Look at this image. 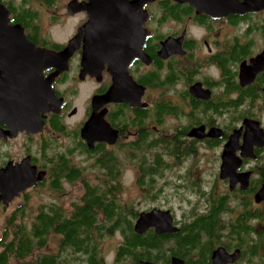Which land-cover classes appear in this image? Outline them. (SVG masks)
<instances>
[{
	"label": "flooded vegetation",
	"instance_id": "1",
	"mask_svg": "<svg viewBox=\"0 0 264 264\" xmlns=\"http://www.w3.org/2000/svg\"><path fill=\"white\" fill-rule=\"evenodd\" d=\"M0 5L6 10L0 11V264H91L87 244L65 243L66 228L83 207L87 186L103 179L122 189L107 195L115 208L126 204L130 185L145 200L161 202L144 213H168L177 229L142 234L161 244L133 264H195L200 250L179 253L178 235L217 202L222 219L247 217L252 206L264 217V202H255L264 188V143L253 141L264 136V0ZM113 76L116 101L95 105ZM101 116L117 143L90 149L83 130ZM231 140H237L234 177L248 178L246 191L241 183L231 190V176L222 173ZM245 140L253 143L250 152ZM111 155L113 177L102 163ZM246 198L251 207L233 209ZM96 221V236L117 233V216L112 222L98 211ZM36 228L42 242L13 243ZM121 244L110 254L97 244L96 264H129L120 260ZM219 247L241 250L218 245L211 264ZM244 263L241 256L235 264Z\"/></svg>",
	"mask_w": 264,
	"mask_h": 264
},
{
	"label": "trees",
	"instance_id": "2",
	"mask_svg": "<svg viewBox=\"0 0 264 264\" xmlns=\"http://www.w3.org/2000/svg\"><path fill=\"white\" fill-rule=\"evenodd\" d=\"M102 163L109 176L113 177L117 170V157L107 156ZM111 183L108 179H103L97 187L87 186L86 201L78 211L79 213L74 216L73 224L66 228L68 232L65 243L87 244L90 249L91 264H96L95 247L100 244V239L103 237L95 235L97 233L94 230L97 229L96 215L100 211L112 222L117 216L114 228L123 236V242L119 247V257L121 262L129 261V264H133L140 258H147V248H158L161 241L154 234L138 235L134 232L133 220L138 218L139 211H135L133 207L128 210L126 209L128 205L118 202L116 210L114 204L108 203L109 192L117 191L118 194L122 191L119 186L116 189ZM252 205V200L246 198L240 203L236 200L232 207L238 210V213H243L241 210H246ZM222 207V201L217 202L209 214L201 215L195 220L187 234L178 235L177 251L182 253L199 249L200 257L195 264H211L208 260L214 247L222 245L230 249L235 246L241 249L244 264H264V217L259 218L258 208L252 206L247 217L242 215L237 218L222 219L220 217ZM225 227L228 228V232H223ZM111 231L108 230L107 235ZM38 241H43V235L36 228L23 239L15 235L13 243L28 244Z\"/></svg>",
	"mask_w": 264,
	"mask_h": 264
},
{
	"label": "water",
	"instance_id": "3",
	"mask_svg": "<svg viewBox=\"0 0 264 264\" xmlns=\"http://www.w3.org/2000/svg\"><path fill=\"white\" fill-rule=\"evenodd\" d=\"M5 10V8L0 5V11ZM6 11V10H5ZM8 15V13L6 12ZM7 19V17H6ZM7 21V20H6ZM22 39L24 37L22 36ZM25 40V39H24ZM114 84L111 89L102 97L95 98L93 103L97 106L106 105L116 101V85L115 77L113 76ZM84 138L88 141L90 149L93 148L95 142H104L109 145H115L117 143V132L111 128V126L105 121L104 117L101 116L99 119L92 118L88 124L85 126ZM254 142H263L264 136L261 134L254 135ZM237 140H231L227 146L226 157L229 159L222 168V173L229 174L231 176V190H234V185L241 183V190L246 191L249 186V180L245 176H240L238 178L234 177L235 167L231 164L230 159L234 157V148L236 147ZM252 144L250 140H245L243 149H252ZM244 156H252L251 153H247ZM255 202L260 204L264 202V188L260 189L255 196ZM150 228H154L157 235H164L169 233H175L176 228L172 226V219L168 213L153 210L150 213H141L139 219L135 224V232L138 235H142L147 232ZM242 256L241 250H236L233 253H229L225 248L219 247L212 254V264H235ZM141 264H152L147 262H141ZM173 264H184L180 260L174 259Z\"/></svg>",
	"mask_w": 264,
	"mask_h": 264
},
{
	"label": "rangeland",
	"instance_id": "4",
	"mask_svg": "<svg viewBox=\"0 0 264 264\" xmlns=\"http://www.w3.org/2000/svg\"><path fill=\"white\" fill-rule=\"evenodd\" d=\"M129 186L130 185H127L125 187V191H123V200L124 203H126L124 205H128L126 209L131 210L133 207L135 211H139V213H141L146 212L147 209L152 206L161 205V202L151 203L145 200L144 198L138 196V194H136L138 189ZM122 242L123 236L118 231L116 234H113L111 236L106 235L100 239V244L102 245V250L104 249L103 251H105V254H110L112 251H114L115 245L117 244L118 247Z\"/></svg>",
	"mask_w": 264,
	"mask_h": 264
},
{
	"label": "bare ground",
	"instance_id": "5",
	"mask_svg": "<svg viewBox=\"0 0 264 264\" xmlns=\"http://www.w3.org/2000/svg\"><path fill=\"white\" fill-rule=\"evenodd\" d=\"M70 51V48L66 49V51H64L63 53H65V55H67V53Z\"/></svg>",
	"mask_w": 264,
	"mask_h": 264
}]
</instances>
